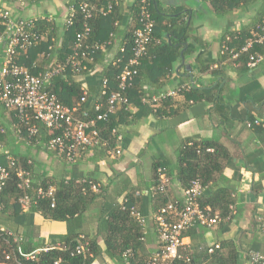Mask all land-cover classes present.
Masks as SVG:
<instances>
[{"label": "crops", "instance_id": "0c3cea01", "mask_svg": "<svg viewBox=\"0 0 264 264\" xmlns=\"http://www.w3.org/2000/svg\"><path fill=\"white\" fill-rule=\"evenodd\" d=\"M73 0H43L33 4L25 0L22 4H6L13 18H48L57 27L64 26L69 13L68 3ZM135 0H122L120 14L123 23H118L114 44L105 52V60L94 66L95 72L73 76L94 92L96 81L91 80L111 62L121 40L125 24L129 20L131 6ZM167 13L176 12L188 20L190 32L188 43H182L181 59L175 63L174 71L159 89L149 88L152 96L174 94L179 88L194 87L203 90L210 100L190 104L174 117H158L149 113L140 119H131L120 128L121 141H117L120 155H114L103 146H93L80 155L74 164L63 162L43 145L30 146L16 139L10 131L4 145L13 154L24 155L33 163L35 176H49L55 180L91 178L106 192L103 208L90 209L84 216L82 232L96 236L103 256L92 264H126L107 257L104 253L103 216L113 207L119 206L123 196L136 190L145 194L151 184V167L163 158L173 164L176 151L187 141L213 140L229 152V160L222 172L213 175L207 190L228 188L232 191L231 214L212 228L194 224L183 234L182 254L192 264H223L236 255V264H249L251 254L264 256V45L259 54L261 62L255 68L239 67L231 59H223L221 40L228 32L249 31L264 16V0H250L234 11L218 15L207 0H156ZM191 43L196 53L183 56ZM258 51V50H257ZM202 63L212 62L207 73L199 71L196 57ZM258 124H255V123ZM3 144V143H2ZM104 148V149H103ZM169 183V184H168ZM203 193V194H204ZM170 201H184L183 191L177 181H167ZM102 204V203H101ZM158 203L153 198H143L139 207L143 230L142 253L152 256L159 250L157 226L154 215ZM205 208L210 210L209 206ZM215 216H218L217 214ZM102 217V218H101ZM0 227L13 232L21 240L31 242L35 252L40 246H48L66 233L64 222L45 220L38 213L28 210L5 208L0 210ZM222 242L234 244L217 252L216 258L208 249ZM37 249V250H36ZM219 249V248H218Z\"/></svg>", "mask_w": 264, "mask_h": 264}, {"label": "trees", "instance_id": "16d2710c", "mask_svg": "<svg viewBox=\"0 0 264 264\" xmlns=\"http://www.w3.org/2000/svg\"><path fill=\"white\" fill-rule=\"evenodd\" d=\"M43 0H30L36 4ZM213 11L220 14L234 11L241 4L250 0H207ZM122 0H73L68 3L69 8L74 9L72 24L59 28L48 18H37L34 22L33 31L38 34V43L29 49L26 54L19 56L17 63L24 66L32 75H37L44 71L54 61L63 63L65 59L73 53L76 35L83 30L84 17L79 10L83 3L95 5L97 8L111 6L110 12L103 15L95 13L88 20L90 34L85 39V43L104 45V48L90 54L91 61H83L87 66V72H94V66L101 64L105 60V52L110 44H114V35L118 29V23H123L124 18L120 14ZM143 8L153 21L152 38L147 46V54L140 60L138 74L131 85L124 92L127 99L126 105H118L115 113L109 115L104 121L97 122L96 128L100 137L106 140L108 148L116 151L118 144L115 138L120 134V128L129 124L131 119H140L146 114L153 113L158 117H174L179 115L190 104L210 100L203 90L194 87L177 90L171 95H156L153 101V92L149 88L156 90L161 88L167 78L173 74L175 63L181 59L182 43H188V33L190 25L183 16L176 12L167 13L161 8L156 0H135L131 6L129 20L125 24L121 40L116 44L117 53L114 59L106 64L100 72L92 74V79L96 81L95 95L90 96L89 90L85 102L81 103L83 97V85L75 80L71 72H67L66 78L62 76L53 80L49 90L56 95L58 101L68 108L79 107L82 119L96 117L95 105L98 102L105 108L106 99L109 94L118 90L119 76L132 56V47L136 30L141 25V13ZM4 27L0 19V34ZM245 30L226 33L221 40V47L224 43L230 50L238 49L248 36ZM229 37L227 41L226 38ZM261 47L256 48L259 52ZM120 49L123 52L120 53ZM196 53V48L189 43L183 56ZM228 53L222 57L226 59ZM117 59H120L117 62ZM199 63V71L204 74L213 65L212 62L202 63L200 55L196 57ZM115 63V64H114ZM239 67H247L245 55L231 61ZM106 80L107 95L101 96V86ZM149 86L145 88L144 86ZM87 90V89H86ZM155 98V96H154ZM144 101H150L149 103ZM105 110V109H104ZM83 113V114H82ZM85 114V116H84ZM83 115V116H82ZM9 118V114L0 107V128L7 127L4 121ZM9 129V127H8ZM7 129V132L9 131ZM115 130L116 134H113ZM58 134V133H57ZM56 134L49 133L41 127L36 138L28 140L26 133H23L22 140L30 146L43 147L49 139ZM8 134H0V143H5ZM45 148V147H44ZM46 149V148H45ZM104 149V148H103ZM14 166H10V161L5 157H0V165L9 170V178L0 192V210L13 208L16 212L20 210L18 204L19 197L23 194L17 188V172L26 170L30 173L32 190L28 191L31 196L30 213H38L45 220L64 222L66 233L60 235L58 239L48 246H40L38 253L30 246L31 242L21 240L19 244L13 243L11 238L0 236V264H92L95 260L103 256V251L98 245L96 236H88L82 232L85 214L100 205L106 199V192L97 182L91 178L62 179L55 180L49 176H35L33 163L28 164L29 158L24 155L13 154ZM229 160V152L221 144L213 140L187 141L176 151V160L173 164L160 158L152 164L151 184L145 194L136 190L128 192L123 196L119 206L113 207L103 216V242L105 244V255L111 259L126 264H149L151 256L141 252L143 248V230L141 224L136 220L134 212H139V207L143 198H153L158 203L157 209L175 201H170L167 194V184L161 187V175H164L168 182L177 181L182 191L189 188L194 180H198L206 189L213 180L214 174L222 172L226 162ZM96 186L92 190V185ZM169 184V183H168ZM50 187L54 189V205L51 206L50 199H37L36 190L42 188L47 191ZM232 191L226 188L207 190L200 198L201 209L210 207V215L216 214L220 219L228 218L231 214L230 205L233 200ZM102 203V204H101ZM182 205V201H178ZM227 247L234 250V244L222 242L216 253L212 254L216 258L217 252ZM23 254H32V258L24 259L19 256L17 249ZM82 248V250H78ZM36 249V250H37ZM79 251V252H78ZM14 255L13 259L6 260V255ZM16 259V261L14 260ZM237 257L232 255L223 264H236ZM174 264H192L191 261H176Z\"/></svg>", "mask_w": 264, "mask_h": 264}, {"label": "built area", "instance_id": "2783aa9c", "mask_svg": "<svg viewBox=\"0 0 264 264\" xmlns=\"http://www.w3.org/2000/svg\"><path fill=\"white\" fill-rule=\"evenodd\" d=\"M24 1L0 0V19L4 27L2 34H0V107L9 114L10 131L16 139H22L23 133H26L27 139L32 140L37 137L39 129L43 127L49 133L56 134L45 144L46 150L53 152L63 162L74 164L87 149L93 146H108L107 141L99 135L96 128L97 122L104 121L109 115L115 113L118 105L127 104L124 92L137 76L140 60L147 54V46L152 38L153 21L143 8L141 25L134 35L132 56L128 59L119 76L118 90L109 94L105 108H103L101 102L95 105L96 117L82 119L78 115L80 114L78 106L73 108L63 106L49 88L57 77L66 78L69 72L73 76H79L83 72H87V66L82 62L91 61L90 54L104 48V45L97 43L92 45L85 43V39L90 34L88 20L97 12L103 15L109 13L111 6L97 8L95 5L87 3L81 4L79 10L85 21L83 30L76 35L73 53L63 63L54 61L44 71L32 75L24 66L17 63V59L38 43V34L33 31L34 22L37 18L15 19L10 9L3 6L4 3L22 4ZM73 16L74 9L70 7L64 23L65 26L72 24ZM226 40L228 41L229 37ZM263 45L264 16L249 31L244 43L238 49L230 50L224 43L221 47V54L228 53V59L231 60H236L245 55L247 59L246 66L255 68L262 60L256 48ZM122 52L123 49H120V53ZM119 61L120 59H117V62ZM181 89L183 87L179 88L178 91ZM185 89H189V87H185ZM87 94V90L83 89L81 103L85 102ZM100 94L101 96L107 95L106 80H103ZM171 94H161L160 96ZM156 98L152 100L154 101ZM144 102L149 103L150 101ZM6 133L7 129L1 127L0 134L4 135ZM113 134H116L115 130H113ZM115 138L118 142L122 139L119 133L115 135ZM111 153L117 156L121 154V150L117 149L111 151ZM0 157H5L10 161V166H14L15 160L12 158L11 152L2 143H0ZM16 175L18 179L17 188L23 192L18 199V204L22 210H29L32 202L31 196L28 194V191L32 190L30 173L21 169ZM8 178L9 170L0 165V192L3 190ZM89 184L92 185L91 182ZM166 184L165 176L161 175V187ZM91 188L95 190L96 186L92 185ZM203 191L204 188L200 182L194 180L189 188L183 192L184 201L182 205L171 202L158 209L154 215V220L157 226L159 250L151 256L149 264H174L176 261H188L182 254L183 234L194 224L210 229L221 221L218 216H211L209 209H201L199 198L203 195ZM36 196L37 199H50L53 207L55 200L52 187L47 191L38 188ZM133 214L136 220L142 224L143 219L140 214L137 212ZM2 235L11 238L12 242L16 244L21 241L19 236L0 227V236ZM218 248L219 246L216 245L208 249V253L211 254ZM78 250L80 251L82 248H78ZM17 253L24 259L32 258V254H23L19 248ZM13 257L14 255L9 254L5 256V259L11 260ZM14 260L16 261L15 258ZM248 262L249 264H264V256L251 254ZM16 264L20 263L16 261Z\"/></svg>", "mask_w": 264, "mask_h": 264}, {"label": "rangeland", "instance_id": "374dc122", "mask_svg": "<svg viewBox=\"0 0 264 264\" xmlns=\"http://www.w3.org/2000/svg\"><path fill=\"white\" fill-rule=\"evenodd\" d=\"M29 145V144H28Z\"/></svg>", "mask_w": 264, "mask_h": 264}]
</instances>
